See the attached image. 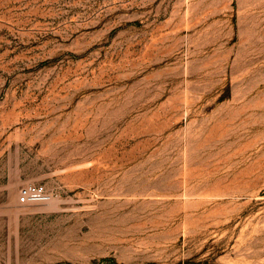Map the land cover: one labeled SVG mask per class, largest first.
<instances>
[{"label":"rangeland","instance_id":"rangeland-1","mask_svg":"<svg viewBox=\"0 0 264 264\" xmlns=\"http://www.w3.org/2000/svg\"><path fill=\"white\" fill-rule=\"evenodd\" d=\"M0 264H264V0H0Z\"/></svg>","mask_w":264,"mask_h":264},{"label":"built area","instance_id":"built-area-1","mask_svg":"<svg viewBox=\"0 0 264 264\" xmlns=\"http://www.w3.org/2000/svg\"><path fill=\"white\" fill-rule=\"evenodd\" d=\"M18 198L22 203H42L51 199V194L42 184H28L20 188Z\"/></svg>","mask_w":264,"mask_h":264}]
</instances>
